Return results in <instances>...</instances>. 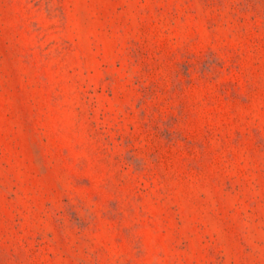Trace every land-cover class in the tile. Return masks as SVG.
<instances>
[{"label":"rangeland","instance_id":"obj_1","mask_svg":"<svg viewBox=\"0 0 264 264\" xmlns=\"http://www.w3.org/2000/svg\"><path fill=\"white\" fill-rule=\"evenodd\" d=\"M0 264H264V0H0Z\"/></svg>","mask_w":264,"mask_h":264}]
</instances>
